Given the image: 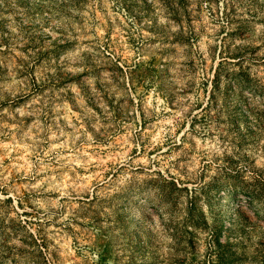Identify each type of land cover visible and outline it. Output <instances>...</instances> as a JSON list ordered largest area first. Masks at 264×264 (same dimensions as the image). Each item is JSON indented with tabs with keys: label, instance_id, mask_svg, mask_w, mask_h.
Returning a JSON list of instances; mask_svg holds the SVG:
<instances>
[{
	"label": "rangeland",
	"instance_id": "1",
	"mask_svg": "<svg viewBox=\"0 0 264 264\" xmlns=\"http://www.w3.org/2000/svg\"><path fill=\"white\" fill-rule=\"evenodd\" d=\"M0 264H264V0H0Z\"/></svg>",
	"mask_w": 264,
	"mask_h": 264
},
{
	"label": "trees",
	"instance_id": "2",
	"mask_svg": "<svg viewBox=\"0 0 264 264\" xmlns=\"http://www.w3.org/2000/svg\"><path fill=\"white\" fill-rule=\"evenodd\" d=\"M229 34H228V32L225 34V37H227ZM233 56H237V55H233ZM223 59H226V58H223ZM229 59H233L234 61H236V62H239L240 60H241V58H238V57H232V58H229ZM226 60H222V61H220L219 62V65H218V67H217V73H218V70L220 69V67L222 66V64H223V62H225ZM216 73V74H217Z\"/></svg>",
	"mask_w": 264,
	"mask_h": 264
}]
</instances>
